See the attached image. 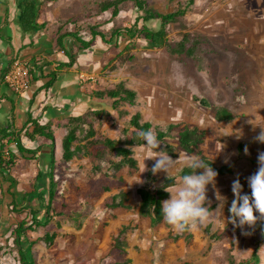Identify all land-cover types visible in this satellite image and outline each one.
Returning <instances> with one entry per match:
<instances>
[{"label": "rangeland", "instance_id": "374dc122", "mask_svg": "<svg viewBox=\"0 0 264 264\" xmlns=\"http://www.w3.org/2000/svg\"><path fill=\"white\" fill-rule=\"evenodd\" d=\"M38 1L41 17L48 22L51 32H74L79 28L80 36L90 38L89 32L93 29L104 33L107 40H113L109 46L104 42L99 44L103 69L94 83L89 81L93 85L91 91H108L123 84L136 93L133 104L111 99L95 100L96 107L99 103L101 109L85 114L82 132L78 133L79 141L87 142L88 132L92 131L93 139L112 138L127 147L125 133L136 113L140 114L141 122L151 124L154 135L157 130L165 131L170 125L176 126L165 139L172 146V151H167L162 143L155 150L146 148L145 142L141 146L130 147L136 168L117 172V177L125 181L124 186L109 183L107 177L114 174L109 164L115 159L104 154L91 156V167H76L68 178L65 173L58 172L61 183L64 179L73 178L69 184L62 185L61 190L62 193L68 190L72 201L81 203L76 197L82 195L86 187H90L86 193L89 191L97 198L105 195L109 200L112 191L117 192L119 187L128 192L130 203L135 206L133 211L110 213L106 206L108 200L100 202V218L105 214V218L117 222V226L125 220L135 219L134 231L126 233L127 239L139 246L128 250L127 254L122 248L108 250V247L100 254L104 258L101 261L126 264L128 252L133 259L138 256L145 264H156V261L158 264H237L249 257L255 250L254 225L240 227L227 223L226 218L234 198L232 182L239 177L244 192L250 194L247 178L257 171L258 154L264 152V143L255 140L261 127L264 128V0H145L149 9L161 13L186 10L183 17L166 27L165 40L172 46L187 36L190 42L197 43L194 59H177L165 47L150 46L140 37H122L117 41L111 38L113 30L129 28L137 23L140 13L131 1L122 4L121 12L114 19L109 12L98 13L97 4L104 0ZM140 25L138 22V27ZM150 26L157 28L158 23ZM78 58L83 68L89 66L87 52H80ZM221 108L232 113L231 121L215 119L216 110ZM188 125L206 130L207 135L201 145L205 158L216 164L232 166L231 174L217 175L215 188L212 185L207 187L205 206L209 215L203 223L197 222L190 229L196 239L193 248H187L181 240L175 241L182 237V231L172 225L159 230L155 237L151 234L153 231H147L146 223H143L144 228L134 224L137 221L135 210L140 202L138 188L160 186L164 177L175 175L180 168L189 165L193 155L182 151L177 141L178 130ZM160 150H165L175 162L167 172L153 174L151 168L155 163V153ZM181 187V179L176 177L169 194H175ZM217 190L226 198L224 207L223 201L219 206L220 201L216 199ZM94 210L90 209L91 212ZM124 215L127 218L130 215V218ZM117 216H121L120 219ZM124 236L120 234L122 241ZM162 236L169 245L165 246ZM10 248L3 246L0 249V259L10 257L13 251ZM256 253L260 257L259 264H264V243ZM175 256H178V262Z\"/></svg>", "mask_w": 264, "mask_h": 264}, {"label": "crops", "instance_id": "0c3cea01", "mask_svg": "<svg viewBox=\"0 0 264 264\" xmlns=\"http://www.w3.org/2000/svg\"><path fill=\"white\" fill-rule=\"evenodd\" d=\"M18 4L19 0H0V162L8 160L9 153L14 157L9 169L0 168V249L3 246L13 249L10 257L0 259V264H11V261L13 264H20L17 248L13 244V231L21 221L26 222V232L21 236L19 242L33 264H105L101 261L104 258H101L100 254H103L108 247V250L122 248L125 254L128 250L139 247L132 243V240L127 239L128 233H126L134 231L135 226L132 225L135 219L121 221L122 224L117 226V222L108 221L105 214L100 218L98 214L102 209L99 204L108 200L105 195L97 198L96 195L89 194V191L86 193V190L90 188L86 187L83 188V194L76 197L78 201L82 202L72 201L69 198L68 190L67 193L66 191L62 193L61 190L62 185L69 184L73 178L64 179L61 183L62 180L59 182L60 178L57 176L60 171L65 173L68 178L71 171L76 170V167L89 165L91 167L90 150L85 147L92 138L88 137L87 142L79 141L78 133L82 132L81 124L83 122L75 120L80 118L84 121L86 113L101 109L99 103L96 107L95 100L100 102L110 99L99 98L96 95V92L106 91H91L92 83L97 80L98 74L103 69L101 68L103 54L99 45L103 42L97 37L89 49L77 51L74 39L67 36L76 30L74 32L71 30L51 32L48 22L41 17L40 11L37 24L43 27L36 32H25L19 22ZM59 38H61L62 47L58 44ZM82 38L90 39L89 37ZM112 42L113 40L109 43ZM109 43L104 42V45L109 46ZM80 52H87V62L90 61L87 68H83L78 63ZM70 54H75L74 62L70 66H63L69 62ZM14 60L30 64L31 86L29 90L20 94L12 92L3 82V75ZM85 63L84 61L83 64ZM52 74H55L54 81L49 88H45L47 82L52 79ZM218 110L215 112L217 121L228 122L233 119L219 120L216 116ZM33 122H37L41 126H49L53 139L42 136L29 138L28 134L33 130ZM77 126L79 130H77L76 141L71 150L75 151V148H80V150L75 151V155L65 162L62 142L67 133ZM191 127L204 130L198 126ZM204 131L206 137L207 132ZM108 139L116 142L115 139ZM18 143L24 148L23 152L18 150ZM127 148L132 151L130 147ZM166 150L172 151L173 148L171 146L170 150ZM202 156L204 157L203 153ZM212 163L217 167L230 168L228 173H218L219 175L232 173L231 165ZM124 168L128 167L117 170L112 168L114 174L107 177L109 183L123 184L120 187L126 185L122 178L117 177V172ZM177 173L171 176L180 178ZM51 175L54 182L57 183V191L54 201L50 204V209H47ZM173 186L166 189L168 197L164 200L169 198V189ZM138 190L137 196L140 201ZM95 199L97 200L95 201ZM122 200L123 207L113 206ZM108 202H106V206L110 213L117 210L133 211L135 207L130 203L128 192L119 187L117 192L112 191ZM89 203L91 208L95 209L92 212ZM20 209L23 211L18 213L17 211ZM135 211H137V221L134 224H139L140 228H144L143 223H146L147 231H153L151 234H155V237L159 230L170 227V224L166 223L152 228L149 225V220L140 215L139 206ZM121 216H117V219H120ZM124 216L127 218V215ZM34 221L39 222V225L36 226ZM187 230V234L190 235L189 241L186 239L184 231L180 237L182 239L177 237L175 241L181 240L187 248H193L196 239L190 229ZM47 233L53 235L51 243H47L44 239ZM121 233L125 234L123 241L120 239ZM161 240L166 242L165 246L169 245L166 240H163V236ZM121 242H123L122 246ZM129 253L126 264H145L138 256L133 259ZM163 253L167 256L166 251ZM178 259V256H175V261L178 262ZM156 264H158L157 261Z\"/></svg>", "mask_w": 264, "mask_h": 264}, {"label": "trees", "instance_id": "16d2710c", "mask_svg": "<svg viewBox=\"0 0 264 264\" xmlns=\"http://www.w3.org/2000/svg\"><path fill=\"white\" fill-rule=\"evenodd\" d=\"M126 1H131L136 8L137 12L140 13V16L137 18V23L133 24L129 28L125 29H115L111 32V38H115V41L120 37H127L129 39H134L135 37H140L144 41H146L150 46L153 47H165L167 51L175 58L179 59L182 57H187L189 59L195 58V48L196 42H190L187 36H184L183 39L175 45L166 44V27L172 23H174L178 18H181L185 15V9H178L170 13H161L154 10H151L147 7V3L145 0H104L97 4L98 13H106L109 12L111 17L116 18L121 12V6ZM19 11V22L22 26V29L25 32H36L38 29L43 27L42 25L37 24L38 13H39V1L38 0H19L18 4ZM138 22L141 23L140 27H138ZM158 23V27H151L150 24ZM79 28L76 29L74 33L67 34L68 37H72L74 39L75 45L77 47V51H83L89 49L93 40L99 37L102 42L109 43L112 40H107L106 35L102 32L91 29L89 32L90 39L84 40L79 36L78 32ZM61 38L58 39V44L62 47ZM69 62L67 64H63V66H70L74 62L75 54L69 55ZM51 80L47 82L45 88H49L55 78V74L51 75ZM96 95L99 98H110L113 100H120L128 102L129 104H133V101L136 97V93L134 91L126 89L123 84H118L115 89L109 90L106 92H96ZM216 116L219 120H231L233 118L232 114L229 113L225 109H219L216 113ZM75 121L83 122L82 119L78 118ZM33 130L28 137L33 139L37 136H42L46 138L53 139V135L50 131L49 126H41L37 122H33ZM151 124L148 122H141V117L139 114H135L131 117L129 121V125L127 127V131L125 133V145L127 147H135L141 146L144 144V140L138 136V133L142 130L151 129ZM78 126L74 129H71L62 142V150H63V160L69 161L80 148H75V151L71 150L73 143L76 141V133L78 130ZM176 128L175 125H170L165 131H156L157 140L162 143L166 149H171L165 139L167 134L172 132ZM88 137L92 138L87 142L86 149L90 150L92 157H99L102 154L112 156L114 159H119L111 162V167L115 170L128 167L129 169L136 168V161L132 158V151L121 145V143L114 142L109 139L105 140H96L93 139L94 133L92 131L88 132ZM205 137V131L201 130L197 127L185 126L184 128L178 130L177 132V141L181 150L185 151L187 154L200 157L206 166H210L217 171L219 174H225L230 171L229 167H217L215 164L207 160L202 156L201 152V144L203 143ZM18 150L23 152L24 148L18 143ZM26 151V150H25ZM103 155V156H104ZM13 155L9 153V159L6 161L0 162V168L4 170L9 169L8 167L13 163ZM193 169L187 165L182 167L177 176L182 178V176L187 174H192ZM203 169L198 170V172H202ZM153 179V178H152ZM176 176H167L163 178L162 184L160 186L151 187H143L138 190V195L140 197L139 209L140 215L149 220V225L152 228L159 226L160 224H166L162 210L161 204L164 199L168 197L167 188L171 187L175 183ZM57 183L54 182L53 176L51 175L50 179V188H49V199L47 204V209H50V204L54 201V197L57 191ZM14 205V204H13ZM123 200L118 204H114L113 206L123 207ZM24 209H26L24 207ZM23 210L20 209L17 212L21 213ZM34 219V216H33ZM25 221H21L18 223L17 227L13 231L14 240L13 244L17 248L18 258L20 264H33L31 260L28 259V256L25 254V250L20 244V238L25 234ZM34 224L37 226L39 222H35ZM168 225V224H167ZM186 239L189 241L190 235L187 234L188 230H183ZM254 238H255V250L252 252L250 257L246 259L240 260L237 264H258L259 256L256 251L262 244L264 243V219L258 220L257 223L253 226ZM45 241L47 243H51L53 240V235H49L48 233L45 235Z\"/></svg>", "mask_w": 264, "mask_h": 264}, {"label": "clouds", "instance_id": "9594fccd", "mask_svg": "<svg viewBox=\"0 0 264 264\" xmlns=\"http://www.w3.org/2000/svg\"><path fill=\"white\" fill-rule=\"evenodd\" d=\"M138 136L144 140L146 148L153 150L160 148V142L151 129L140 131ZM255 140L264 143V128L261 127ZM154 160L155 163L151 168L153 174L161 171L167 172L175 162L165 150L156 152ZM257 162V171L247 178L250 194L244 192L239 177L232 182L231 191L234 198L228 208L227 223L240 227L253 226L258 220L264 219V152L258 154ZM189 166L194 170L193 173L182 176L180 190L175 194H170V198L161 204L165 221L181 231L195 227L197 222L203 223L209 215L208 208L205 206L206 191L209 185L216 187L218 175L211 165L206 166L204 161L197 156L189 159ZM200 169L203 171L198 172ZM215 195L220 201L219 206L223 201L224 207L226 198L218 190Z\"/></svg>", "mask_w": 264, "mask_h": 264}, {"label": "built area", "instance_id": "2783aa9c", "mask_svg": "<svg viewBox=\"0 0 264 264\" xmlns=\"http://www.w3.org/2000/svg\"><path fill=\"white\" fill-rule=\"evenodd\" d=\"M3 82L17 94L29 90L31 86L30 64L19 60L12 61L3 75Z\"/></svg>", "mask_w": 264, "mask_h": 264}]
</instances>
